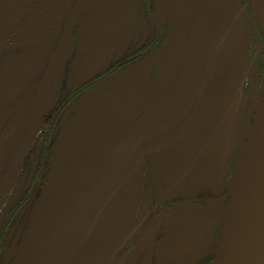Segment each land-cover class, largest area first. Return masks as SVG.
<instances>
[{"label":"flooded vegetation","instance_id":"obj_1","mask_svg":"<svg viewBox=\"0 0 264 264\" xmlns=\"http://www.w3.org/2000/svg\"><path fill=\"white\" fill-rule=\"evenodd\" d=\"M242 9L227 49L245 48L239 127L200 49ZM263 74L251 0H0V264L31 225L70 252L62 264H213ZM104 159L100 211L78 222L61 199L70 164Z\"/></svg>","mask_w":264,"mask_h":264},{"label":"water","instance_id":"obj_2","mask_svg":"<svg viewBox=\"0 0 264 264\" xmlns=\"http://www.w3.org/2000/svg\"><path fill=\"white\" fill-rule=\"evenodd\" d=\"M251 6L264 35V0H251ZM243 16L244 9L239 10L236 29L233 28V21L227 18L221 21L222 29L214 28L213 32L206 29L204 47L200 49L201 58L205 62V74L212 80L220 81L221 87L218 88V93L225 91L230 101L236 102L237 119L244 106L243 99L245 98L240 83V75L246 58L243 56L245 48L237 49V55L240 53L238 59L236 60V56L227 67H225L227 61H220L221 71L219 69L215 73L212 70L213 61L210 56L212 53H222L232 42L241 38L240 24ZM255 110L248 142L238 162V173L224 217L222 238L213 264H264V74L257 93ZM229 112L230 110L227 109L223 118ZM106 159L101 161L98 168H90L76 160L70 164L66 190L61 199L66 211L71 215H76L79 219L83 216L89 218L87 216L89 212L96 214L100 211L102 195L94 193V189L97 173L106 164ZM57 176L58 170L53 174L48 187L47 205L43 218L49 213ZM95 218V215L91 216L92 220ZM78 225L81 227L80 223ZM122 230L123 223L120 222L109 239L106 251L111 252L115 248ZM81 234V231H77V235ZM50 235H53V231ZM43 264H45L44 258Z\"/></svg>","mask_w":264,"mask_h":264},{"label":"rangeland","instance_id":"obj_3","mask_svg":"<svg viewBox=\"0 0 264 264\" xmlns=\"http://www.w3.org/2000/svg\"><path fill=\"white\" fill-rule=\"evenodd\" d=\"M240 54V53H239ZM239 54L237 55L236 60L239 57ZM236 56L235 52H228L227 49L223 51L222 53H212L210 58L213 61V68L212 70L217 72L220 69V61H230L233 62L234 59L230 60L229 57ZM219 62V64H217ZM236 62V61H235ZM234 62V63H235ZM229 62L225 65L227 67ZM221 71V69L219 70ZM260 88V87H259ZM244 113V110L240 112L239 118L237 119V114L234 113V116L237 119V125L239 126V122L242 121V114ZM243 124V121H242ZM241 124V125H242ZM240 127V126H239ZM179 155V153L177 154ZM92 212L88 213V217H90ZM86 216H83L80 220V222L86 221ZM36 228L34 225H31V231L29 232V238L26 240V243L23 245H19L14 252V258L12 259L11 264H43V258L46 256L48 259L51 260L50 264H62L63 259H68L70 257L69 251L60 250L58 248H53L50 245V242L47 243V241H44L40 239L36 234ZM68 235V233L66 232ZM84 235H75V240L77 241V245L81 244L82 238Z\"/></svg>","mask_w":264,"mask_h":264}]
</instances>
